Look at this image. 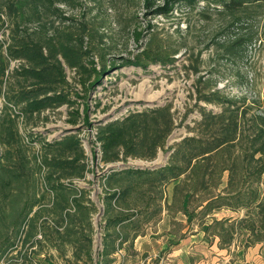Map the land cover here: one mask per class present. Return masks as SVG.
Segmentation results:
<instances>
[{"label":"rangeland","instance_id":"1","mask_svg":"<svg viewBox=\"0 0 264 264\" xmlns=\"http://www.w3.org/2000/svg\"><path fill=\"white\" fill-rule=\"evenodd\" d=\"M13 1L17 0H0V40L5 47L11 29L21 37L37 28L36 23L28 21L29 17L23 19L11 13L8 5ZM53 2L56 16L48 10L41 18L48 33L69 30L76 37L75 48L86 54L83 62L89 70L100 71L101 78L96 82L97 76L89 74L92 77L88 79L87 74L78 73L61 61L67 80L64 89L69 91L74 105L44 110L32 117L22 116L21 107L14 106L8 99L21 87L28 88L29 82L18 75L27 66L24 61H12L2 50L3 63L8 69L0 86V121L7 118L14 121L13 151L21 155L25 168L23 184L17 188L12 184L0 201V227L10 228L15 217L11 218L14 211L10 203L14 195L17 199L13 206L17 212L38 198L42 209L51 207L52 195L42 182L45 171L38 168L40 158L47 151L43 144L75 135L84 150L86 172L85 178L74 179L73 185L86 190L97 208L90 217L92 261L102 264L105 262L100 255L104 239L103 199L105 193L113 191L106 188L104 182L111 168L154 169L165 165L169 148L183 137L192 136L190 128L200 118L196 105L207 111H219L212 104L198 101V90L215 87L213 90L217 89L221 96L243 103L248 117L264 112V0L258 5L262 7L247 6L251 15L247 19L241 17L240 23H232L202 1L191 8L178 4L166 15L155 12L166 5L165 0H148L147 7L146 0ZM237 39L240 42H236ZM239 43L244 45L240 47ZM156 59L166 61L161 64L155 62ZM139 60L141 66L134 64ZM166 105L171 107L176 127L167 138L166 147L157 152L153 161L128 158L125 163L105 165L100 160L96 140L99 126L121 120L131 112ZM72 112L78 113L75 125L70 122ZM4 151L0 144V159ZM14 157L18 159L17 155ZM227 175L225 172L216 193L226 187ZM173 185L169 184L164 194L138 192L137 198L131 201L134 209L127 216L135 222V227L128 229V241L107 260H113L112 264H264V244L242 249L241 241H237L228 250H220L216 240L211 242L198 229L197 217L188 224L185 215L168 214L165 205L171 202ZM147 204L161 207L160 214L146 219L143 207ZM39 206L34 209H40ZM153 208L149 211H155ZM244 214V210L226 209L210 215L207 220L212 217L235 219ZM136 232L137 237L132 239ZM119 242L115 240L116 244ZM64 248L65 251H56L43 247L45 255L33 259V263L71 264V251L67 246ZM12 256L8 257L9 264L14 263Z\"/></svg>","mask_w":264,"mask_h":264},{"label":"trees","instance_id":"2","mask_svg":"<svg viewBox=\"0 0 264 264\" xmlns=\"http://www.w3.org/2000/svg\"><path fill=\"white\" fill-rule=\"evenodd\" d=\"M68 1L59 0V3ZM199 1L212 6L232 23H240L241 17L247 19L251 15L247 6H264H258L262 0H165L166 5L155 12L166 15L178 4L191 8ZM145 3L147 7L148 0ZM53 5V0H17L8 5L12 14L23 19L29 17L28 21L37 25L33 32L21 37L11 29L6 47L0 40V86L8 69L3 63V49L12 61H24L27 66L18 75L29 82L28 88L21 87L8 99L14 106L21 107L22 116L32 117L44 110L74 105L69 91L64 89L67 80L61 61L70 69L87 74L88 79L92 77L89 74L97 76L96 82L101 78L100 71L87 68L83 62L86 54L75 48L76 37L69 30L48 33L41 18L48 10L56 16ZM239 44H242L240 47L244 45ZM139 61L134 64L141 66ZM164 61L155 60L161 64ZM214 88L198 90V101L212 104L219 111H207L196 105L200 118L190 128L192 136L183 137L169 148L165 165L154 169L111 168L106 175L104 186L113 191L105 193L103 199L104 239L100 255L105 262L102 264H112L113 260L107 258L114 256L128 241V229L135 227V222L127 216L134 209L131 201L137 198L138 192L164 194L172 183L171 202L165 205L167 213L185 215L188 224L197 217L198 229L211 242L216 240L220 250H228L237 241H241L242 249L264 244V112L248 117V109L243 103L221 96ZM170 109L166 105L131 112L121 120L99 126L96 140L100 160L105 165L125 163L128 158L153 161L157 152L166 147L167 138L176 127ZM71 114L70 122L75 125L79 120L78 113ZM83 119L87 123V119ZM0 122V144L5 150L0 159L1 201L12 184L15 188L23 184L25 167L21 155L13 151L14 121L7 118ZM43 147L47 151L40 158L38 168L45 171L42 182L44 189L52 195L51 207L42 209L38 198L17 212L13 206L17 196L11 198L14 211L11 218L15 217L10 228L0 227V264H9L8 257L15 252L16 258H11L15 259L13 264H34L33 259L45 255L43 247L65 251L66 246L71 251V264H93L90 217L97 208L89 200L86 190L73 185L74 179L85 178L84 150L75 135H67L43 144ZM225 172L228 173L226 187L216 193ZM37 206L41 208L35 210ZM151 207L158 206L147 204L143 207L146 219L160 214L161 207L150 212ZM226 209L232 212L244 210L245 214L235 219L212 217L207 220L210 215ZM42 216L45 217L41 221ZM115 240L120 242L116 244ZM35 247L38 250L33 249Z\"/></svg>","mask_w":264,"mask_h":264},{"label":"crops","instance_id":"3","mask_svg":"<svg viewBox=\"0 0 264 264\" xmlns=\"http://www.w3.org/2000/svg\"><path fill=\"white\" fill-rule=\"evenodd\" d=\"M195 248V247H194ZM40 257V256H39Z\"/></svg>","mask_w":264,"mask_h":264}]
</instances>
